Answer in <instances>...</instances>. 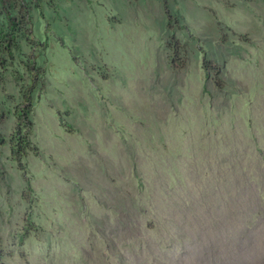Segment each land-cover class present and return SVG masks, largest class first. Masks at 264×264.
Returning <instances> with one entry per match:
<instances>
[{
	"label": "rangeland",
	"instance_id": "rangeland-1",
	"mask_svg": "<svg viewBox=\"0 0 264 264\" xmlns=\"http://www.w3.org/2000/svg\"><path fill=\"white\" fill-rule=\"evenodd\" d=\"M4 2L1 264H264V0Z\"/></svg>",
	"mask_w": 264,
	"mask_h": 264
},
{
	"label": "trees",
	"instance_id": "trees-1",
	"mask_svg": "<svg viewBox=\"0 0 264 264\" xmlns=\"http://www.w3.org/2000/svg\"><path fill=\"white\" fill-rule=\"evenodd\" d=\"M3 4L5 5V10H6V19L8 22V31L9 35L7 37V40L5 41L6 43V49L10 54H13V48L17 47V37L18 34L22 31H25L31 26V15L29 12V9L24 7L20 17H15L12 15V13L9 11V9L6 7V3L4 0H1ZM41 9L42 14L44 15V11L41 6H39ZM177 18V17H176ZM175 22L178 24L179 21L178 19H174ZM172 21V18H171ZM173 43L171 42V49L173 52L176 54L178 58H180L181 55V49L182 45L180 41L172 34ZM173 63V66H180L182 67L184 64L179 61V64ZM203 67L205 71L209 74L210 72H214L215 75L217 76V84H219L218 80V75L220 73V67L218 64L213 62L210 59L205 58L203 61ZM33 71L34 69L31 68ZM37 82V77L36 75L33 78V81L31 85L23 91V96H22V101L21 103L17 106L15 110V114L17 117V127L14 133V136L12 137V158L14 161H16L19 165V167L23 170L24 172V177H25V182H26V189L30 193L33 191V187L31 185V179L27 175V169L26 166L24 165V158L28 155L30 151L35 152V154L38 152V149L34 147V143L32 142L31 139V133L33 130V122L31 120V112L34 106V100H33V90ZM61 125L63 127H66L68 129H71V126L69 123L65 122L63 118H61ZM2 137L0 135V141ZM27 198H30L29 194H26ZM3 255H2V250L0 249V264L2 262Z\"/></svg>",
	"mask_w": 264,
	"mask_h": 264
}]
</instances>
